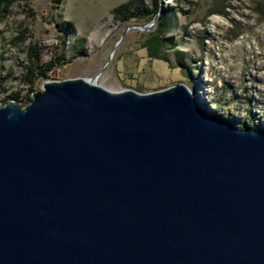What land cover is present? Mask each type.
Here are the masks:
<instances>
[{"label":"water","instance_id":"1","mask_svg":"<svg viewBox=\"0 0 264 264\" xmlns=\"http://www.w3.org/2000/svg\"><path fill=\"white\" fill-rule=\"evenodd\" d=\"M119 44L0 102V264H264V130L184 83L104 87Z\"/></svg>","mask_w":264,"mask_h":264},{"label":"rangeland","instance_id":"2","mask_svg":"<svg viewBox=\"0 0 264 264\" xmlns=\"http://www.w3.org/2000/svg\"><path fill=\"white\" fill-rule=\"evenodd\" d=\"M127 1L64 0L59 7L54 0L16 3L0 25V102L27 105V97L48 80L94 78L126 28L136 24L147 27L127 32L98 78L101 85L114 91L143 86L140 92H151L184 83L202 105L239 128L264 130V14L253 0H142L150 9L158 5L157 18L117 19L115 8ZM163 13L171 27L165 59H156L145 44ZM32 47L41 52L40 66L59 56L64 63L39 75L31 93L24 76L35 62L28 56Z\"/></svg>","mask_w":264,"mask_h":264},{"label":"trees","instance_id":"3","mask_svg":"<svg viewBox=\"0 0 264 264\" xmlns=\"http://www.w3.org/2000/svg\"><path fill=\"white\" fill-rule=\"evenodd\" d=\"M64 0H54V3L57 7L61 5ZM257 11H260L264 14V0H253ZM18 2H24L29 4L30 0H0V25L9 17L12 13L13 7ZM157 5V4H156ZM159 8L158 5L155 9H150L145 4L142 3V0H129L118 7L115 8L114 14L117 19H122L124 21H131L134 18L137 19H149L153 20L158 17ZM213 13H216L214 11ZM159 27L157 31L151 36L145 44L150 55L156 59H165L163 54V49L168 41L166 38V33L171 27V18L167 14L163 13L159 17ZM24 38V37H23ZM29 58L34 61L32 65L27 67L26 74L24 76V82L30 84L31 93L35 91L33 84L35 79L40 75L47 76L57 65L63 64V57L59 56L52 59L45 66H40L38 64L41 58V52L39 49L31 48L29 52ZM138 91H143V86L136 88ZM14 99H19V93L13 95ZM28 102L32 101L31 96L27 97Z\"/></svg>","mask_w":264,"mask_h":264},{"label":"bare ground","instance_id":"4","mask_svg":"<svg viewBox=\"0 0 264 264\" xmlns=\"http://www.w3.org/2000/svg\"><path fill=\"white\" fill-rule=\"evenodd\" d=\"M194 92V91H193ZM195 93V92H194ZM196 94V93H195ZM196 96H197V94H196ZM197 99H198V97H197ZM199 101V100H198ZM199 103H200V101H199ZM201 104V103H200ZM202 105V104H201ZM202 106H204V105H202ZM205 107V106H204Z\"/></svg>","mask_w":264,"mask_h":264}]
</instances>
